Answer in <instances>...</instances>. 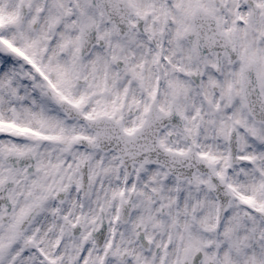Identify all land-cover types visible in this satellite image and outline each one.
Listing matches in <instances>:
<instances>
[{
	"label": "snow or ice",
	"instance_id": "snow-or-ice-1",
	"mask_svg": "<svg viewBox=\"0 0 264 264\" xmlns=\"http://www.w3.org/2000/svg\"><path fill=\"white\" fill-rule=\"evenodd\" d=\"M0 264H264V0H0Z\"/></svg>",
	"mask_w": 264,
	"mask_h": 264
}]
</instances>
